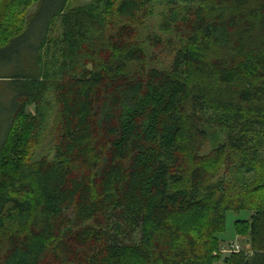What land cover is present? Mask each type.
<instances>
[{
  "label": "trees",
  "instance_id": "16d2710c",
  "mask_svg": "<svg viewBox=\"0 0 264 264\" xmlns=\"http://www.w3.org/2000/svg\"><path fill=\"white\" fill-rule=\"evenodd\" d=\"M0 84V264H264V0H0Z\"/></svg>",
  "mask_w": 264,
  "mask_h": 264
},
{
  "label": "rangeland",
  "instance_id": "374dc122",
  "mask_svg": "<svg viewBox=\"0 0 264 264\" xmlns=\"http://www.w3.org/2000/svg\"><path fill=\"white\" fill-rule=\"evenodd\" d=\"M86 1L87 0H72V4H74V5L75 4H82V3H85ZM31 9H33V8L31 7L28 10H31ZM153 58H154L153 62L155 64H157L160 60L161 61H167L169 59V55L167 54V52H165V50L161 51V52H160V50H157L153 54ZM166 58H168V59H166ZM1 89H2V85L0 84V91H1ZM0 94H1V92H0ZM29 109H31V107ZM222 137H223V132L221 129L218 132L213 131L212 139L205 146L204 150L205 151L209 150V148L213 145V143H215L216 139H219ZM247 217H248V213H246V212H241L240 214H235L234 212H228L227 213L225 229L218 234V238L221 241V245H220L221 248L227 249L228 244L230 242H235L240 246L241 249H243V250L247 249L248 246L246 245L244 237H239L236 235L235 226H234V222H235L236 218L244 219ZM223 256H227V253H222V256H221L222 258L218 262H216L215 264H223L224 263L223 262Z\"/></svg>",
  "mask_w": 264,
  "mask_h": 264
},
{
  "label": "built area",
  "instance_id": "2783aa9c",
  "mask_svg": "<svg viewBox=\"0 0 264 264\" xmlns=\"http://www.w3.org/2000/svg\"><path fill=\"white\" fill-rule=\"evenodd\" d=\"M239 250H241V248H240V246H239L237 243H235V242H230V243L228 244V248H227V249H223V248H221V252H222V253H227V254H229V253H231V252H236V251H239Z\"/></svg>",
  "mask_w": 264,
  "mask_h": 264
},
{
  "label": "crops",
  "instance_id": "0c3cea01",
  "mask_svg": "<svg viewBox=\"0 0 264 264\" xmlns=\"http://www.w3.org/2000/svg\"><path fill=\"white\" fill-rule=\"evenodd\" d=\"M245 242H246V245L249 246L248 243H247V240H246V239H245ZM247 248H248V247H247Z\"/></svg>",
  "mask_w": 264,
  "mask_h": 264
}]
</instances>
